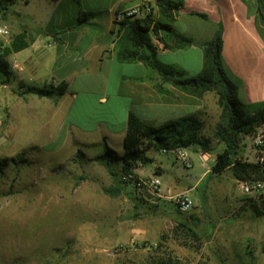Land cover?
Instances as JSON below:
<instances>
[{
  "label": "crops",
  "instance_id": "obj_1",
  "mask_svg": "<svg viewBox=\"0 0 264 264\" xmlns=\"http://www.w3.org/2000/svg\"><path fill=\"white\" fill-rule=\"evenodd\" d=\"M147 1L154 4V0H15L6 12H0V25L9 30L8 34H0V45L9 46L12 35L19 32L26 34L28 45L6 57L12 76L7 83H0L4 101L16 95L22 98L18 104L21 109L32 112L45 109L47 123L57 121L55 140L58 139L59 147L68 145L71 154L75 153L74 145L90 148L119 144L123 148L129 113L151 125L190 114L203 119L208 93L195 96L168 80L174 74H163L141 60L121 62L116 58V12ZM80 10L99 14L89 23L78 24ZM173 26L195 42L210 39L220 28L223 66L237 85L239 99L243 102L264 99V0H183ZM153 43L158 45L155 39ZM158 55L172 58L160 61L182 70V77L194 76L201 69L202 49L198 44L178 50L159 48ZM191 61L194 64L189 66ZM191 68L197 72L191 75ZM61 81L67 83V91L56 97L22 92L19 87L21 82L41 87ZM10 108L11 105L0 103V123L3 122L12 139L15 128L8 120ZM248 144L241 154L249 159ZM187 148L192 164L196 160L204 169L193 184L185 183L174 169L178 161L171 152L159 150L164 158L156 161L154 155L149 170L140 166L133 170L140 177H159L163 188L192 193L202 178L211 174L216 151L214 154L206 151L210 156L204 163L199 153L205 150L198 146L197 150L194 146ZM86 158L96 160L92 155ZM231 179L236 182L234 177ZM157 198L177 210L170 200ZM224 205L232 207L235 213L219 215L214 224L209 217L194 220L177 216L176 220L197 230L201 246L173 251L154 248L151 253L158 255L155 259L171 260L172 264H255L258 255H262L264 264L262 247L253 249L249 241L246 200L235 199ZM226 220L230 222L225 223ZM197 223L211 228L204 231Z\"/></svg>",
  "mask_w": 264,
  "mask_h": 264
},
{
  "label": "rangeland",
  "instance_id": "obj_2",
  "mask_svg": "<svg viewBox=\"0 0 264 264\" xmlns=\"http://www.w3.org/2000/svg\"><path fill=\"white\" fill-rule=\"evenodd\" d=\"M156 57L159 61L172 59L164 55ZM193 64L191 61L188 65ZM191 69V75L197 72ZM207 93L202 134L210 136L219 121L220 108L214 94ZM19 100L22 98L15 95L5 102L0 93V103L11 105L8 120L15 128L11 139L3 122L0 123V156L17 158L23 152L27 158L26 163H10L0 177V264H51L59 255L55 250L62 252L65 248H69L68 252L56 264H145L150 258H157L158 255L151 253L154 248L173 251L195 244L201 246V240L194 243L175 231L177 216L194 220L209 217L214 224L219 215L235 213L232 207L224 204L249 197L237 190L236 182L232 183L233 175L226 170L202 178L196 189L190 191L194 205L187 212L167 207L150 193L142 194L145 198L142 203L148 209L138 210L132 200V186L123 185L116 195L104 192L103 187L117 186L116 177L99 160L86 158L87 155L106 154L108 148L121 155L123 148L119 144L90 148L74 145L75 153L71 154L68 145L60 148L58 139L55 140L57 121L47 123L45 109L32 112L19 108ZM246 143H249V160H252L251 137L244 135L241 151ZM211 145L208 151L213 154L222 149L215 139ZM158 152L150 148L145 154L149 158L155 155L157 161L164 158ZM114 163L116 166L117 162ZM138 165L149 170L153 164ZM174 169L185 183L192 184L204 170L196 160L190 168L178 163ZM198 225L204 231L211 228L206 224ZM67 240H71L69 246H65ZM263 240L264 216L254 215L249 207L252 248L262 247ZM142 243L145 246H141ZM47 253H52L54 258L47 257ZM262 257L258 255L255 264H261Z\"/></svg>",
  "mask_w": 264,
  "mask_h": 264
},
{
  "label": "trees",
  "instance_id": "obj_3",
  "mask_svg": "<svg viewBox=\"0 0 264 264\" xmlns=\"http://www.w3.org/2000/svg\"><path fill=\"white\" fill-rule=\"evenodd\" d=\"M15 0H0V12L4 13ZM79 2V0H75ZM149 2V1H148ZM151 3V2H149ZM153 4V3H151ZM183 0H154L153 11L144 19L125 15L118 23V39L116 46V58L121 62L141 60L151 65L163 74H174L168 80L176 87L193 94L202 96L212 92L220 108L219 121L216 123L210 136L202 134L203 120L196 114L182 116L168 120L160 125H151L140 119L137 115L129 113L126 121V132L123 137V152L117 154L112 149H107L106 154L96 156V160L103 163L110 174L116 177L117 186L103 187V191L116 195L123 185H129L121 179V175L130 172L139 163L151 161L145 153L150 148H173L176 146H199L208 151L212 148L213 139L222 145V149L215 154V161L210 173L220 174L229 170L236 180L255 181L264 180V164L247 160L241 154L242 136L251 132L256 126L264 125V99L259 102H243L237 95V85L228 76L223 66L222 58V30L219 28L214 35L205 41L195 42L191 37L178 32L173 22L176 13ZM99 14L97 11H79L78 24L89 23L90 19ZM155 39L158 45L153 43ZM193 44H198L202 49V65L200 71L190 77H182V70L172 65H164L156 58V52L160 49L178 50L185 49ZM28 45L26 34L19 32L13 34L9 46L2 47L0 54V83H7L12 76L6 57L12 51H18ZM176 73V74H175ZM178 74V75H177ZM22 92H32L38 96L56 97L67 91V83L61 81L54 85L45 84L41 87L32 86L23 82L19 83ZM23 152L16 157L0 156V177L4 174L10 163H26L27 158ZM116 166H115V163ZM114 163V164H113ZM132 200L136 209L145 208L142 201L145 199L134 186ZM246 205L250 207L256 216H264V195L259 198L247 197ZM178 210V209H177ZM181 212L180 210H178ZM139 213V212H136ZM137 215V214H136ZM175 231L184 234L194 243L200 240L197 231L188 227L184 222L175 220ZM69 246L71 240L65 242ZM145 246V244H140ZM197 248L198 245L193 246ZM69 248L59 253L58 258L51 262L56 264L64 257ZM264 251V240L262 242ZM54 258L52 253L45 254ZM45 258L46 256H42ZM145 264H172L171 260L150 258Z\"/></svg>",
  "mask_w": 264,
  "mask_h": 264
},
{
  "label": "built area",
  "instance_id": "obj_4",
  "mask_svg": "<svg viewBox=\"0 0 264 264\" xmlns=\"http://www.w3.org/2000/svg\"><path fill=\"white\" fill-rule=\"evenodd\" d=\"M153 11V4L142 2L139 5L132 6L125 10H119L115 14L117 20H121L125 15L144 19L150 12ZM9 30L6 25H0V34H8ZM2 52V45H0V54ZM247 138L251 137L250 151L253 156V161H258L264 164V125H259L254 128L252 133L245 135ZM162 153L171 152L175 159L184 168L192 166V159L189 149L185 146H176L173 148H161ZM210 154L208 152H200L199 157L202 162L206 163ZM249 160L248 158H245ZM121 179L127 184L134 186L135 189L143 194L150 193L156 197L170 200L172 204L181 212H187L192 209L194 200L188 190H169L162 187L161 180L157 176L140 177L136 175L134 170L123 173ZM237 190L252 198H259L264 195V180L244 181L236 180Z\"/></svg>",
  "mask_w": 264,
  "mask_h": 264
}]
</instances>
